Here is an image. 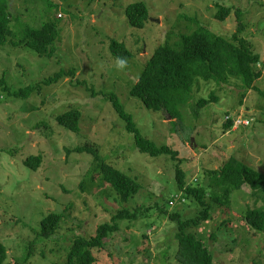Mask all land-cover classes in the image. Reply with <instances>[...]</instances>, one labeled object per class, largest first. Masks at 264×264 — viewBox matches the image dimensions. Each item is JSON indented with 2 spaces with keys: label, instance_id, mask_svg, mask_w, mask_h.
I'll list each match as a JSON object with an SVG mask.
<instances>
[{
  "label": "rangeland",
  "instance_id": "1",
  "mask_svg": "<svg viewBox=\"0 0 264 264\" xmlns=\"http://www.w3.org/2000/svg\"><path fill=\"white\" fill-rule=\"evenodd\" d=\"M9 1L12 30L23 25L39 29L58 16L62 41L52 58L9 41L0 48V80L4 77L12 91H18L61 70L72 68L75 76L43 87L27 99L0 89V240L8 248L4 264L64 262L76 238L95 236L101 224L112 222L124 208L141 213L120 223L105 250L94 251L97 264H179L176 223L159 209L187 219L196 216L200 207L183 201L176 162L170 156L140 152L126 122L99 92L117 95L145 137L179 152L189 184L205 183L206 172L221 168L230 158L264 173V0ZM139 1L148 6L150 21L144 29H133L125 12ZM217 5L233 9L224 22L215 17ZM237 10L243 13L240 35L261 55L263 70L256 89L244 99L235 79L223 84L198 80L195 99L184 107L183 120L178 122L132 97L131 89L158 46L168 40L175 43L199 26L231 39L239 24ZM113 40L133 49L135 57L123 68H117L111 54ZM212 93L217 102L196 107L199 99ZM71 109L82 112L78 133L57 123V117ZM229 118L235 123L227 133ZM85 145H94L107 163L138 178L140 192L122 202L96 169L93 156L73 152ZM38 155L43 157L38 170L25 165L29 156ZM255 201L244 187L232 194V206L213 204L211 219L189 232L205 242L220 264H264V231L251 229L243 218L247 206H264ZM50 213H62L64 219L55 236L43 239L42 220Z\"/></svg>",
  "mask_w": 264,
  "mask_h": 264
},
{
  "label": "trees",
  "instance_id": "2",
  "mask_svg": "<svg viewBox=\"0 0 264 264\" xmlns=\"http://www.w3.org/2000/svg\"><path fill=\"white\" fill-rule=\"evenodd\" d=\"M216 19L224 22L231 15V7L217 5ZM126 18L129 27L144 29L150 21V11L145 2L139 1L128 5ZM239 24L237 32L231 39H227L214 33L205 26H199L192 34H182L180 39L171 43L169 40L158 46L154 53L148 57L145 68L130 93L132 97L140 100L146 109L154 112H166L172 119L178 122L183 120V109L194 97V89L198 80L206 83L215 82L223 84L230 79L238 81L242 89L244 99L250 91L256 89L255 83L263 77V70L259 68L261 55L254 52L250 41L240 35L244 31L241 22L242 11L235 12ZM9 0H0V48L11 41L16 46L29 48L40 57L52 58L57 52V43L62 41L59 18H50L41 28L35 29L29 25H23L19 30H12L14 22ZM10 38V40H8ZM60 39V40H59ZM15 40V41H14ZM17 41V42H16ZM113 58L124 60L125 63L132 60L133 49L125 42L113 40L110 45ZM75 76L74 69L61 70L48 79L18 91H12L5 78L0 80V89L16 98L27 99L35 93H40L43 87L52 86ZM108 97L120 118L126 122L127 131L133 135L137 149L152 157L170 156L176 162L175 178L179 192L184 195V202H194L200 207L199 213L191 218H183L179 213L170 214L168 209L160 208L163 215L169 216L170 222L176 223V239L178 251L176 259L179 264H220L207 247L205 242L197 234L190 233L191 229H198L203 223L211 219L213 204L221 207H230L232 194L248 187L251 196L257 202L264 204V173L254 169L250 165L230 158L221 168L207 171L206 182L189 184L188 171L183 166V160L178 157V151L168 145H158L145 137L141 132L133 116L125 110L119 97L114 93H101ZM218 97L214 93L210 98H201L196 107L203 109L212 102H217ZM243 104L242 102H240ZM240 104V106H241ZM198 111V110H197ZM82 112L71 109L57 117L60 127L73 133L80 129ZM174 122V121H172ZM235 120L229 118L225 122V132L233 129ZM73 152L87 153L93 156V161L106 183L113 187L121 197L122 202H129L142 189L139 179L123 173L114 168L94 145L76 147ZM43 162V157L29 156L25 165L32 170H38ZM148 209L144 213H147ZM141 211L131 212L124 208L112 217V222L101 224L95 236L88 239L76 238L68 251L64 262L55 264H97V256L94 251L105 250L106 241L120 230V223L138 218ZM246 224L253 230L264 231V206L251 208L247 206L243 215ZM64 215L62 213H50L42 220L40 236L50 239L60 229ZM212 239L214 234H212ZM8 259V248L0 240V264Z\"/></svg>",
  "mask_w": 264,
  "mask_h": 264
},
{
  "label": "clouds",
  "instance_id": "3",
  "mask_svg": "<svg viewBox=\"0 0 264 264\" xmlns=\"http://www.w3.org/2000/svg\"><path fill=\"white\" fill-rule=\"evenodd\" d=\"M125 65V61L124 60H118L117 61V68H123Z\"/></svg>",
  "mask_w": 264,
  "mask_h": 264
}]
</instances>
